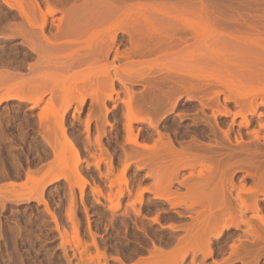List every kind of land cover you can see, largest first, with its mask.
<instances>
[{
    "label": "rangeland",
    "instance_id": "374dc122",
    "mask_svg": "<svg viewBox=\"0 0 264 264\" xmlns=\"http://www.w3.org/2000/svg\"><path fill=\"white\" fill-rule=\"evenodd\" d=\"M257 68L264 0H0V264H264Z\"/></svg>",
    "mask_w": 264,
    "mask_h": 264
},
{
    "label": "bare ground",
    "instance_id": "6f19581e",
    "mask_svg": "<svg viewBox=\"0 0 264 264\" xmlns=\"http://www.w3.org/2000/svg\"><path fill=\"white\" fill-rule=\"evenodd\" d=\"M47 11H48V14H51V11H50L49 9H48ZM48 14L46 13V15H48ZM44 16H45V15H44ZM45 19H46V18L43 19V22H42V23H40V24H41L40 28L44 27V25H45V23H46V22H45ZM31 26H34V25H31ZM32 28H33V27H32ZM33 30H34V29H33ZM32 33H33V31H32ZM249 57H250V56H249ZM249 59H250V58H249ZM247 62H248V61H247ZM249 62H250V61H249ZM260 68H261V67H260ZM257 69H258L257 71H260V70H261V69L259 70V68H257ZM260 72H264V71L262 70V71H260ZM251 79H252V78H251ZM251 79L249 80V81H250V82H249L250 84L248 83L250 86L252 85V82H254L253 84H256V85L258 84L257 82H255L254 79H252L253 81H251ZM248 84H247L245 87H247ZM256 85H255V86H256ZM255 86H253V88H254ZM251 87H252V86H251ZM256 87H257V86H256ZM256 87H255V88H256ZM248 88H249V87H248ZM255 90H257V88H256ZM263 91H264V89H263ZM257 95H258V94L256 93V94L254 95V97H255V96L257 97ZM259 95H260V94H259ZM259 95H258V96H259ZM262 95H263V94H262ZM254 97H253V98H254ZM253 98H252V95H251L250 99H253ZM6 99H7V97H6L5 99H1V100H0V103H1L3 100H6ZM247 99L249 100V98H247ZM247 99H246V100L243 99L242 103H243L244 101L247 102ZM251 101H252V100H251ZM253 101H255V98L253 99ZM240 102H241V101H240ZM246 102H244V104H245ZM250 103H251V102H250ZM244 104H242V105H244ZM253 104H254V102L252 103V108H253ZM245 105H246V104H245ZM247 106H248V104H247ZM246 109H247V108H246ZM249 112H250V111H249ZM129 118H130L131 122H134V121H135V122H137V121L140 122V121H139L140 118L137 117V116H135V115H133V114H129ZM160 142H161V141H160ZM56 180H57V178H54V177H53L52 179H50V181L47 183V185L51 184L52 182H54V181H56ZM42 189H43V188H42ZM33 198H35V197H33ZM35 199H36V198H35ZM241 204H242V203H241ZM254 206H255V205H254ZM246 208H247V207H246ZM211 216H212V215H211Z\"/></svg>",
    "mask_w": 264,
    "mask_h": 264
}]
</instances>
